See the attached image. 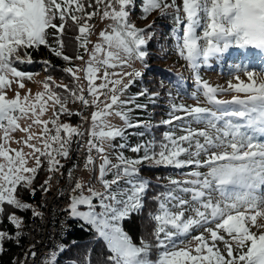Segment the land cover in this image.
<instances>
[{"label": "snow or ice", "instance_id": "obj_1", "mask_svg": "<svg viewBox=\"0 0 264 264\" xmlns=\"http://www.w3.org/2000/svg\"><path fill=\"white\" fill-rule=\"evenodd\" d=\"M137 7L144 18L158 10L159 17L172 24L175 49L193 73L190 82L177 80L178 93L187 94L190 85L191 98L198 100L200 93L212 107L173 103L169 118L160 122L170 130L160 140L153 133L150 140L131 145L128 129L144 128L138 133L144 136L158 127L133 113L147 110V104L138 102L141 97L155 101L159 93L142 88L128 94L143 76L134 65L147 64V45L155 35L149 31L153 24L141 28L131 22ZM97 16L107 23L93 42L95 26L90 21ZM69 21L78 31L75 57L64 52ZM249 26L264 44V0H182V6L177 0H140L139 4L137 0H0V223L7 213L15 229H0V254L6 241L19 247L27 235L17 211H31L33 219H44V212L23 201L21 194L47 195L56 178L67 181L68 191L60 190L61 196H67L61 209L67 215L56 233L60 242L42 255L41 264H60V256L76 244L74 239L64 242L71 231L68 220L76 221L103 247L107 255L101 254L100 264H264V69L235 66L236 82L229 81L227 88L212 86L200 74L201 68L211 69V62L231 44L255 46L258 42ZM41 46L69 64L75 59L84 66L59 69L71 77V84H56L49 75L43 91L34 96L30 90L23 96L16 91L9 98L7 90L13 83L23 89V81L34 75L24 65L38 62L45 71L53 67L48 60L33 59L32 51ZM229 91L243 97L217 98ZM69 103H79L81 109L73 112ZM88 108L93 109L90 117L84 115ZM49 111L53 116L45 119ZM62 115H76L81 123L62 122ZM111 117L120 118L123 126L115 125ZM194 123L203 127L194 129ZM34 126L38 133L32 131ZM177 129L184 134L177 135ZM17 131L25 136L14 140ZM12 142L23 147L12 148ZM82 149L83 169L90 173L87 181L75 176L78 164L68 168L66 176L62 171V161ZM125 149L137 155L126 156ZM142 165L190 171L180 173L184 179L169 178L167 184L158 185L163 191L148 197L152 181L141 175ZM41 171L47 178L34 186ZM146 199L157 204L148 213L154 243L143 236L137 242L124 227L131 216L143 213ZM91 252V248L86 251L82 264H92ZM37 255L34 243L12 264H27ZM71 264L81 262L73 259Z\"/></svg>", "mask_w": 264, "mask_h": 264}, {"label": "trees", "instance_id": "obj_2", "mask_svg": "<svg viewBox=\"0 0 264 264\" xmlns=\"http://www.w3.org/2000/svg\"><path fill=\"white\" fill-rule=\"evenodd\" d=\"M140 3V0H137V4ZM177 3L182 6L180 0H177ZM59 23V21L57 20ZM131 22L134 23L137 27H145L149 24H153V27L149 29L155 33L151 42L147 45V49L149 52V56L147 58V64L142 65L143 76L142 79L137 80L134 86L130 88V93L134 94L139 92L142 88H148L150 92L159 93L158 97L155 101H150L148 97H141L138 101L139 103H145L148 105L146 111H137L133 113L134 116L138 117L141 120L148 121L151 124L158 125V127H154L151 129L150 133H146L144 136L138 135V133L145 132L144 128H134L128 129V139L131 145H135L142 141L150 140L152 138V134L154 133L155 138L160 140L162 138V134L166 131L170 130V126L163 125L160 122L162 120L169 118L170 105L173 103L176 105L183 104L186 107L194 106L191 104V99L187 98L184 91H180L178 93L175 84L178 79H183L185 81H191L193 78L191 76L184 79L183 76L189 70L186 68L187 62L178 55L177 50L175 49V33L171 32L170 29L172 24L168 18L161 19L159 17V11L154 10L146 18L143 17L142 12L139 7H137L131 13ZM154 22V23H153ZM104 26V25H103ZM70 30L65 34V54L70 57H75L77 52V42L75 41V36L78 34V31L75 27H72L71 21H69ZM104 29V28H103ZM94 35L91 36V38ZM96 38V37H94ZM53 37L49 36L50 42H53ZM163 49V50H162ZM174 51L176 52L174 54ZM80 53L83 54V49H80ZM33 59L35 61L48 60L51 62L53 67L49 68L45 71V74L42 73L41 68L39 67L41 63H32L30 65H24L23 69L29 72L37 74H44V80L51 75L54 78L56 84H71V77L59 70L64 67L77 65L79 60H73L71 64L69 62L63 61L61 58L55 57L46 47L41 46L39 50L32 51ZM169 59L171 62H175L177 69H170L167 65H169ZM33 75V76H34ZM191 75V74H190ZM192 89L190 86L187 87V93ZM171 93V98L169 96ZM72 103H69L70 105ZM67 105V106H68ZM74 112V111H73ZM178 115H183V112H178ZM62 122H71L77 123V116L73 115L68 117L66 115H62L60 117ZM126 150V149H125ZM124 150V151H125ZM134 154V155H132ZM141 153L140 155H142ZM126 156L135 157L137 154L131 153L130 151L125 152ZM67 161H64V163ZM183 171L177 170L172 167H148L145 165L141 166V175L146 178H150L152 181L151 191L148 192V197L154 196L157 192L163 191L162 188L158 187V185H163L168 183L169 178L175 179H184L180 173ZM186 172V171H184ZM46 172L41 171L37 179L34 182V186H39L44 181V176ZM111 178V177H109ZM42 192L37 191L34 197H31L27 191L21 194V199L26 202L33 203L37 209L39 208L40 198ZM157 208V204L152 202L151 200H145V207L143 209L142 214H136L131 216L130 219L124 222V227L126 230L133 236L134 239L143 236L145 239L152 241L154 238L151 233L154 228V224L148 218V213L150 211H155ZM13 209L11 207L8 208V212H12ZM16 214L18 216H22L24 218L25 227L23 231L25 232L29 222L32 219L31 211H17ZM72 229L68 234V237L65 239V243L70 240H75L76 244L71 247L69 251L64 252L60 258V264H71V260L75 259L79 262L84 260L86 251L88 249H92L91 257L92 264H100L101 254L107 255L104 252L103 247L99 244H96L91 240V234L88 231H82L78 226L76 221H72ZM0 229L7 230L9 232H14L15 229L12 225L7 221V213H5L3 223H0ZM24 238V237H23ZM23 238L20 240V246L18 247L16 243L11 241H6L4 244L5 251L0 254V264H8L11 262L15 253L21 247L23 243ZM155 253H153V257Z\"/></svg>", "mask_w": 264, "mask_h": 264}, {"label": "rangeland", "instance_id": "obj_3", "mask_svg": "<svg viewBox=\"0 0 264 264\" xmlns=\"http://www.w3.org/2000/svg\"><path fill=\"white\" fill-rule=\"evenodd\" d=\"M180 1L182 3V0H180ZM90 23H92L95 26V34L91 38V40L93 42H95L98 39L99 32L101 30H103L107 21H101L99 16H97V17H93V19H92V21H90ZM51 31L52 30H50V33H51ZM94 37H96V38H94ZM175 53L176 52L174 51V54ZM218 56H219L218 60H213L211 62L212 63L211 69L201 68V70H200V74H201L202 79L207 80L212 86H218L219 85V86H222L224 88H227L229 81L235 83L236 82L235 76L237 75V73H232V72L235 71V66H237V65L240 67L246 66L247 69H250V70H262V69H264V47L258 48V47L252 46V45L237 46L236 44H231L226 50H224L222 53H219ZM87 59H88L87 55H84V60L86 61ZM170 60L171 59L168 60L169 65H167V66L170 69H175V68L177 69L175 62H171ZM77 62L80 64L83 63V61H80V60ZM39 67L41 68L42 73L45 74L44 66L41 64ZM134 67L138 70H142V66L139 62H136ZM186 68L189 70V75L187 72L184 74L183 78L187 79V77H189V76H191V78H193V73H192V70L190 69V67H188L186 65ZM44 74L34 75L31 80L25 79L23 81V83L25 85V87L23 89H20L16 83H13L11 88L7 90L8 97L12 98L15 95L16 91H19L21 93V96H23L26 93H29V90H30V94L33 96L37 92L43 91V81L45 78ZM79 75L81 77H83L82 72L79 73ZM239 75H240L241 79L246 80V76L243 73H239ZM80 83L85 84V81L83 79H81ZM192 91H193V88L190 89L189 93H187V94L185 93L186 94L185 96L187 98L191 99V102H192L191 104H193L194 106L212 107V105L208 104L205 97L200 93H197V95L199 96L198 100L191 98L190 93ZM129 93H130V89H129ZM234 95H240L241 97H243V94H241V93L229 91L226 93L219 94L217 98L222 99V100H231L232 96H234ZM77 106H78V103H72V104L68 105L67 107L71 111H76ZM52 116H53V112L49 111L45 115L44 118L48 119ZM111 120L115 125L123 126V121L120 118L111 117ZM68 123H70L72 125H77V123H71V122H68ZM21 125L24 126V121H21ZM192 127L194 129H198V128H202L203 125L194 123V124H192ZM32 131L38 133L39 128L34 126ZM176 134L177 135H183L184 133L181 130L177 129ZM13 136H14V140H19L25 136V133L17 131L13 134ZM262 139H264V138H262ZM120 142L121 141L119 139L114 141V143L117 145ZM10 146L12 148L23 147V145L17 144L15 142H12L10 144ZM24 151L27 152V151H29V149H27L25 147ZM127 151H129V150L126 149L125 152H127ZM132 155H134V154H132ZM201 159H204V157L201 156ZM113 162H115L114 156H113ZM98 163H99V161H97V165H98ZM33 164H34V161L29 162V166H32ZM200 170L205 171V172L207 171L206 168H202ZM184 171L188 172V171H190V169L185 168V169H183L182 172H184ZM97 175H98V168H97ZM79 178H81L83 181H87L90 178V174L88 171H87V173H80ZM94 187L97 189H101V184H99L98 182H94ZM196 234L197 233L194 232L192 235H196ZM189 239H191V237H189ZM193 245H194V242H193ZM220 247L223 248V245L221 244Z\"/></svg>", "mask_w": 264, "mask_h": 264}, {"label": "built area", "instance_id": "obj_4", "mask_svg": "<svg viewBox=\"0 0 264 264\" xmlns=\"http://www.w3.org/2000/svg\"><path fill=\"white\" fill-rule=\"evenodd\" d=\"M81 109V105L78 104V110ZM93 111L92 108H88L84 111V115L90 117L91 112ZM79 118L78 124L81 123V119ZM89 125L87 123L84 124V128L87 129ZM87 136H85V140ZM75 147V145H73ZM95 154V153H94ZM85 152L83 149L79 152L72 153V159L68 160V166L62 170L67 175V169L73 167L74 164H78L80 167L76 170L75 176L79 178L80 173H87L86 170L83 169V162H84ZM51 184H58V191H56L53 195H47L46 197V205L43 208L39 207V210L44 212V219H38L34 224V241L29 243V246L35 243V251L37 252V258L33 260H28L27 264H41V257L43 254L47 253L51 248L55 240L57 239L56 233L59 230V225L61 221L65 220L66 213L61 211L65 204L67 203V196H61L60 190L63 189L65 192L68 191L67 188V181L66 179H59L57 182L56 178H53ZM55 221V224H53ZM68 223V221H67ZM39 241V243H36ZM23 256H20L22 259ZM19 259V260H20Z\"/></svg>", "mask_w": 264, "mask_h": 264}, {"label": "bare ground", "instance_id": "obj_5", "mask_svg": "<svg viewBox=\"0 0 264 264\" xmlns=\"http://www.w3.org/2000/svg\"><path fill=\"white\" fill-rule=\"evenodd\" d=\"M64 164H65V166H68V162L67 163L65 162ZM47 175L48 174L46 173L45 176H44V180L47 178ZM56 191H58V184H51V191L49 193H47V195H53V194L56 193ZM47 195L42 193L41 199H40V205L42 203H43V206L46 205V197H47ZM37 210H39V209H37ZM37 220L38 219H33L32 218L31 221L29 222L26 230H25V233H27V235L24 236L23 243H22L21 247L18 249V251L15 253V255L13 257V258H16L17 261H19L20 256H23V253L29 248V243L31 241H34V234H32V233L34 232V224H35V222ZM67 225L72 229V225H73L72 224V220H68ZM58 232H59V230H58ZM68 234H67V236H68ZM55 242H60V237L58 235H57V239L55 240ZM13 258H12L11 262L8 263V264H12Z\"/></svg>", "mask_w": 264, "mask_h": 264}, {"label": "clouds", "instance_id": "obj_6", "mask_svg": "<svg viewBox=\"0 0 264 264\" xmlns=\"http://www.w3.org/2000/svg\"><path fill=\"white\" fill-rule=\"evenodd\" d=\"M248 31H249L250 33H253V38L258 42V43L255 45V47H258V48H262V47H264V44L259 43V41H261V39H262V37H261V35L259 34V32H258V31H255V32H254V30L252 29L251 26H249ZM262 78H264V77H262Z\"/></svg>", "mask_w": 264, "mask_h": 264}]
</instances>
